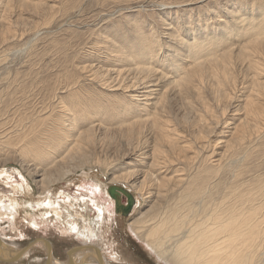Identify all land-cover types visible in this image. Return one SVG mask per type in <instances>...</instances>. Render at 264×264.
Returning a JSON list of instances; mask_svg holds the SVG:
<instances>
[{"label":"rangeland","instance_id":"1","mask_svg":"<svg viewBox=\"0 0 264 264\" xmlns=\"http://www.w3.org/2000/svg\"><path fill=\"white\" fill-rule=\"evenodd\" d=\"M9 1L12 7L11 10L5 13L7 14L6 17H8V24L12 27V31L15 32L11 31V36L8 35L9 32H0V170L15 168L20 174L12 171L7 177L1 178L0 182L2 184L0 187L8 181L10 183L22 181V179L25 181L21 177L23 174L28 179L29 188H32V190L37 188L35 181L41 177L36 174H29L28 169L33 167V163L43 168L47 162L37 163L39 162L38 159L26 158L25 155L23 157L21 145L24 143H20L18 138L21 134L28 132L32 126L36 125L35 129L38 127L36 129L38 130L44 127H51L54 124L56 126L58 121V123L66 121L67 111H64L65 106L63 107V105H68L69 108L72 107L71 96L74 92L79 91L85 95L89 93L105 104L112 103L113 105L109 107L111 110L114 106L119 107L121 105L120 107H122L124 102L127 101V96L132 93L131 91H134L127 88L128 90L123 93L121 87L126 88V85L130 87L132 84L131 86L134 85V88L138 89L137 86L144 82L143 80L140 84L138 81L139 85L133 83L137 81L133 79H140L139 77L143 75H136V71L134 73L133 70H130L134 69V66H139L140 62L148 63L154 68L166 72L170 79L175 77L177 71L171 65H167L165 59H169L170 49L178 48L182 49V52L185 51V46L180 47L179 41L176 40V35H179L187 38L186 43L191 41L194 45L202 44L200 49L202 52H213L214 55L216 51L226 47L227 44V47L233 46L232 48L238 52L241 47L246 49L245 47L248 43L251 44L250 47L252 49L254 41L260 42V44L256 43L258 46L254 49L255 52L253 50L252 56L255 59L254 61L257 60L256 64L261 67V70H258V68L254 71V68L250 69L251 67L247 66V61L245 62L246 64L242 65L240 58L234 59L233 62L235 64H233L234 66L231 65V67L232 72H235L233 74L235 81L224 89L225 92L227 91L226 93L222 92L217 95L220 93L216 90L218 83L211 78H205V82H202L198 93H204L207 98L198 97L195 95L196 92H194L195 94L193 95L196 98L193 95L194 98L190 94L187 95L188 98L190 96L192 99L189 98L191 103L194 102L193 104H188L190 102L186 101V99H189L185 98V96L182 97L180 94V100L176 103V100L179 99V95L176 94L178 89L175 90L176 85L174 84V88L171 82L172 79H168L166 84H169V86L166 85L165 88L170 93L166 92L165 98H170V102H168L169 104H167L165 109L167 111H164L162 117L170 121V125H168V121L161 117L164 120L163 122L167 123L166 127L168 129H175L174 132L172 131L174 133V142H172L177 146L178 152L179 149L190 146L191 149L186 152L187 156L194 157L197 154V157H194V162L192 161L190 164L183 162L181 163L183 167L178 163L179 166L177 164L174 167V169H181V167L185 169V174L182 171L185 177L182 176V172H177L174 169L177 174L173 172L168 176L171 177L175 174L174 176L177 175L178 177L179 174L181 177L188 178L189 175L194 177H199L200 175L209 179L208 189L195 199L193 204H191V201L186 203L188 207L193 206V210L207 215L212 210L218 209L217 205L219 203L220 205L225 203L223 204L225 209H236L237 214L240 211L248 213L250 207L256 205V199L262 193L257 191V189H259V185L264 184V117L260 121L262 124L258 123L261 127L257 126L254 120L246 118L245 107L247 101L251 100L253 95L256 98V105L264 108V87L258 91L255 88V82L264 84V29L262 33L258 32L259 34L254 33V30H248L245 32L247 35L243 33L241 35V32L234 31L238 29V25L233 27L234 24L228 25L227 22L234 20L231 16L232 11H244L245 7L257 8L256 13L252 16L254 18L259 17L264 14V0ZM36 3H40L43 6L37 7ZM3 12L1 9L0 14H3ZM230 32L232 35H230ZM141 38L143 41H141ZM137 40L138 44L136 43ZM139 41L141 43H151L143 48L144 51L148 52L145 56L139 53L141 49H139ZM205 45L208 46L206 47ZM248 46L247 49L251 51ZM120 49H123V51H120ZM203 49H207V52ZM106 71L109 75H107ZM95 72L100 74L102 82L108 81L104 82L106 87L97 81L98 78L96 79V76L92 75ZM255 72H259V74L257 73V76L254 75ZM118 73L122 75L120 76ZM254 77L258 81H254ZM111 78L116 79V81ZM117 78L119 81L122 80V82L118 81L122 85L117 83ZM111 80L112 82H110ZM109 82L111 84H108ZM114 84L120 86V89ZM142 86L144 84L138 90L142 89L141 91H144L145 89ZM170 86H173L174 89H170ZM209 89L211 90L209 91ZM142 93H140V99H142ZM222 94L225 97L221 96ZM200 96L204 97L202 94ZM171 97H173V100ZM182 98L183 101L184 99L186 101L184 103H187L185 104L186 107L181 102ZM119 99L121 101L124 100V102L116 104ZM205 99L206 101H203L205 104H199L201 100ZM228 104V108H224ZM207 110H212L214 113H208ZM212 114L217 117L215 115L212 116ZM110 117L107 114L104 118L111 119ZM123 117L129 118L128 115ZM140 117L138 115L134 120H139ZM205 117H207L208 121H206ZM117 122L111 121L112 125L107 122L108 128H103L89 140L84 139L86 143L84 146H86V152L90 157L87 156L89 162H86L82 168L75 166L76 162L72 156L66 158L67 151L58 152L61 156L59 159L65 156L63 161L64 168L69 167L71 171L69 175H66V178L54 183L56 191L66 190L72 192L74 188H77L79 190H90L94 197L106 196L101 188L105 184L116 183L110 182L111 178L114 174L126 172L129 167L128 161H130V159H124L125 154L129 150L128 139L125 137L127 130H124L126 126ZM207 122H211L210 124L212 125L209 126ZM241 124L245 126L243 128L246 129V132ZM90 126L89 117H84L81 123L82 129L87 130ZM242 130H244L245 134ZM250 130H252V133ZM206 132L208 133L207 136H205ZM203 134L205 137H203ZM240 135L243 137L239 142L237 140H240ZM195 137L199 139L197 138V140ZM150 140L153 141V137ZM150 142L148 144L153 147L154 141ZM163 142L161 143L164 146L163 148L166 149L169 156H172L177 150L173 146L171 148L170 144L166 146L165 141ZM151 146L147 147V149L151 148ZM151 151L153 152L152 149H150ZM70 159L72 160L70 161ZM146 160L150 159L146 158ZM185 164L188 166H184ZM200 168L204 169V171L198 174L197 171ZM211 168L217 169L218 174L215 175L214 169L212 170ZM119 183L124 184L123 182ZM196 183L197 181L194 180V184ZM123 187L125 188V184ZM33 192L31 195H27L26 202L33 201L37 197ZM133 193L135 198L134 206L127 216L122 212L118 214L120 219H128L129 216L137 213L142 208L144 210L149 208V204L144 205L145 203L134 190ZM179 195L180 193L177 192L172 195V199L164 200L162 208L167 209L168 206L174 205L183 207L184 204L181 203ZM125 203L126 197L123 196L122 204ZM221 207L223 206L221 205ZM257 217L258 221H262L261 226L264 229V212L261 211ZM0 220L2 222L0 234L3 235L2 228L6 223L1 218ZM26 231H28V235L20 237L13 234V229H9L4 232L7 238L5 236V238L1 237L7 239L8 242H15L19 248H24L26 245L31 244L40 233L35 231L38 233L37 235V233L27 229ZM128 231V222H124L119 227H114L113 232L115 234L113 233L112 239L116 240L114 243L116 248L113 251L116 253L114 255L112 253L109 254L112 264H170L168 262H157L150 255L143 242L136 240ZM59 235V233L54 232L48 235V238L50 239L49 241L55 244L56 255L60 259H65L67 256L66 250L78 241L71 239L66 241L58 237ZM35 251L17 263L35 264L42 262L43 253H36ZM115 258H121V260L116 261Z\"/></svg>","mask_w":264,"mask_h":264},{"label":"bare ground","instance_id":"2","mask_svg":"<svg viewBox=\"0 0 264 264\" xmlns=\"http://www.w3.org/2000/svg\"><path fill=\"white\" fill-rule=\"evenodd\" d=\"M40 5L41 4L38 3L37 7H40ZM52 6L54 7V5ZM11 7L12 4L9 0H0V10L2 9V12L4 10L3 14H0V32H9L8 35L10 36L12 27L7 22L8 17H6L7 14L5 12L11 10ZM50 8L52 7L50 6ZM256 9L257 8L255 7H245L244 11H232L231 16L234 20L227 22V24H234L233 27L238 25V29L234 31L241 32V35H247L245 32L248 30H254V33H262L264 29V14L260 15L261 17L254 18L252 15L256 13ZM230 35H232V33ZM241 35L239 34V36ZM176 38V40L179 41L180 47L185 46V51L182 52V49L180 50L178 48L170 49L169 59L165 60L167 65H171V67L177 71L175 74V77L177 78L173 77L171 80L166 72L162 70L160 71L148 63L140 62V65L138 64L139 66H134V69H129L133 70L134 73L136 71V75H143L139 77L140 79H133L137 80V83H133L139 85L138 81L141 84V81L143 82L144 80L142 83L144 86L142 87L145 90L141 91V88V90H138L142 84L137 86L138 89H135L134 85L131 86L132 84L130 87H128V85H126L127 87L125 86L126 88L121 87L123 93L129 88L134 90H130L132 93L127 96V101L124 102V100L121 101L120 99V101L118 100L119 102L117 101L116 104L124 102L122 107H120L121 105H119V107L114 106L110 110L109 107L113 105L111 103L112 101L110 102L111 104H105L103 101L95 98L89 93L85 95L77 91L71 96L72 107L69 108L68 105H63V107L65 106L64 111H67L66 121L62 123H58V121L56 126L54 124L51 127H44L43 129L38 130H36L38 127L35 129L36 125L34 124V127H30L29 130L27 129L28 132L19 136V142L24 143L21 145L23 157L25 155L26 158L30 157L32 159H38L39 162L37 163L47 162V164L45 167L41 168L33 163V167L28 169V172H30L29 174H36L41 177L35 181L37 188L34 190L29 188L28 179H26L23 174L21 177H23L25 181H23V179L22 181L19 180L20 182L16 181L10 183L8 181L0 187V218L6 223L2 228L3 235L0 234V264H18L17 262H20L24 257L29 256L31 252L35 250L36 253L41 252L44 256L42 259L43 263L37 262L35 264H112L109 254L112 253V255H114L116 253L113 252L116 248L114 247L116 240L112 239L115 234L113 232L114 227H119L124 222H128V232H130L131 236H134L136 240L143 242L150 255H152L157 262H168L170 264H264V229L261 226L262 221H258L257 217L261 211L264 212V184L259 185L256 183L259 185L257 191L262 193L256 199V205H252L248 213L240 211L239 215L237 214L236 209H225L223 205L225 203L221 204L223 207H221L219 203V205H217L219 208L212 210L207 215L193 210V206L188 207L186 203L191 201V204H193L195 199L204 194L208 189L209 179L200 175L199 177L189 175L188 178H184L185 169L182 168L183 164L181 163L186 162V164H190L192 161L194 162V157H197V154L194 155V157L187 156L186 152L191 149L190 146L183 147L182 149H179L178 152L176 149L177 146L173 144V132L175 129H168L166 127L167 123L163 122L166 119L165 117H162L164 111H167L165 109L167 104H169L168 102H170V98H165L167 94L166 92H169V90L165 88L168 79L171 80L174 88L176 85L175 90L178 89L176 94L179 95V99L176 100V103L180 100V94L182 97L185 96L186 98L187 95L190 94L192 96L195 94L194 92H196V96L205 98L206 95L204 93H200L204 95V97L200 96L198 93L205 78H211L218 83L216 90L220 93L216 94L219 95L222 92H225L224 89L232 85L235 81V76L233 75L235 72H232L233 70L231 67V65L235 64L233 62L234 59L240 58L242 60V65L247 61V66H250V69L254 68V71L258 68V70H261V67L256 64L257 60L254 61L255 59H253L252 56L253 50L258 46V44H256L258 41L251 42L253 44L252 49L250 47L251 44H247V46L250 44L248 47L251 51L247 49L245 44L247 50L241 47L238 49V52L235 51L236 49L234 50L232 48L233 46L227 47L228 44L226 43V47H222L218 50L220 53L216 51L217 49L214 50L216 51L214 55L213 52H202L200 50L202 44L194 45L191 41L186 43L187 38L179 35H176ZM138 40L136 42L137 44ZM141 41H143L142 38ZM258 43L260 44V42ZM139 44V49L141 48L139 53H141L142 56H145L148 52L144 51L143 48L151 43H141L139 41ZM205 46L207 47L208 45ZM211 47L213 46L211 45ZM203 50L206 51L207 49ZM120 51H123V49H120ZM108 72H110V70H108ZM102 73L104 74V72ZM257 73L259 74V72H255L254 75ZM119 74L120 76L122 75L121 73H118V75ZM92 75L96 76V79L98 78L97 81L105 86L106 83L104 82L107 80L102 82L99 73L95 72ZM107 75H109V73ZM112 80L116 81V79ZM112 80L110 82H112ZM253 80L258 81L256 77H254ZM118 81L119 79L117 80V83ZM110 82L108 84H111ZM119 82H122V80ZM118 84L122 85L121 83ZM114 86L116 85L114 84ZM167 86H169V84ZM173 86H170V89H174ZM116 87H119L120 89V86L117 85ZM263 87V83L257 84V82H255V88L257 91ZM210 90L211 89H209V91ZM141 92H143L141 94L142 99L139 98ZM210 94L213 95L212 93ZM177 95L175 97H177ZM195 95L193 96L195 97ZM221 96L225 97L223 94ZM251 97L252 99L247 101L245 107L246 118L248 120L251 118L252 121L254 120L257 126H259L262 124L260 121L264 117V108L258 107L256 105V98L253 97V95ZM172 98L173 97H171V99ZM190 99H186V101L190 102L188 104H193L194 102L191 103ZM181 100V102L184 103L185 99L184 101L183 98ZM197 101H195L196 104H198ZM203 101H206V99L201 100V103L199 102V104H205ZM81 102L82 104H80ZM74 103H76L75 106ZM185 104L187 103H184V106ZM228 106L229 104L225 105L224 108H228ZM211 111H208V113H214ZM107 114L111 116V119L104 118ZM124 115H128L129 118H124ZM138 115L141 116L140 119L134 120ZM213 115L215 114H212V116ZM87 116L89 117V124H91V126L89 129L83 130L81 123L83 118ZM161 117L164 120H162ZM215 117L217 116L215 115ZM206 118L207 117H205V119ZM111 121H118L117 123L126 126L124 130H127H125L127 136L124 133L123 135L128 139L127 145H129V150L127 154H125L124 159H130V161H128V170L121 174H114L110 182H116L113 184H120L119 182H123L125 184V189L130 190L132 193L134 190L139 198L143 200L145 203H143L144 205L149 204L148 209L144 210V208H142L137 213H132L133 215L129 216L128 219L119 218L120 215L118 214H120V211H117L115 201L110 197L107 191L108 187L113 185L112 183L105 184V186L101 188L106 196L101 195L98 197H94L92 192L86 189L79 190L74 188L72 192L66 190L56 191L54 189V183L66 178V175H69V172L71 171L69 167L64 168L63 161L65 160V156L59 159L61 156L58 152H61L62 150L67 151L68 154L66 158L72 156L76 162L75 166L82 168L85 166L84 164L86 162H89L87 156L90 157L86 152V146H84L86 143L84 142V139L89 140L92 136L97 135L103 128H108L109 126L107 122L110 123ZM206 121L208 120L206 119ZM169 122L170 121H168V125H170ZM210 123H208L209 126L212 125ZM258 123L260 124L258 125ZM110 124L112 125V123ZM243 127L245 126L242 125V128ZM243 129L246 132V129ZM244 130L242 131L244 132ZM250 132L252 133V130H250ZM201 133L202 132L200 131V134ZM207 134L208 133L206 132L205 136H207ZM150 136L153 137V147L148 144L152 141L150 140ZM205 136L203 134V137ZM242 137L240 135V140L238 139L237 141L240 142ZM161 141H165L166 146L167 144H170V147L172 148L173 146L177 151H173L174 154L169 156V153L163 148L164 146L161 144ZM150 146L151 148L147 149V147ZM150 149H152L153 152H150ZM88 153L90 154V152ZM146 158L151 161L146 160ZM71 160L72 159H70V161ZM178 163L182 165L181 169H174ZM186 164L184 166H188ZM173 169L180 173L184 171V174L182 172V176L184 177L179 176V174L178 177L177 175L174 176L175 174L169 177V174L175 172ZM211 169L213 170L214 168ZM207 170L209 171V169ZM12 171L19 173L15 168L0 170V179L7 177ZM203 171L204 169L200 168L197 173L201 174ZM213 171L215 175L218 174L217 169H214ZM194 180L197 181L196 184H194ZM99 182L103 183L102 181ZM1 184L2 182H0V186ZM124 184L120 185L123 186ZM31 191H34L33 193L36 194L37 197H35L33 201L26 202L27 195L32 194ZM177 192L180 193L179 199L184 206L174 205L168 206L167 209L162 208L163 201L172 199V195ZM158 198L159 200H157ZM0 225H2L1 220ZM9 229H13V234L20 237L28 235L26 229L34 233H40L39 235L37 233L38 236L35 237L36 239H34L31 244L28 246L26 245L24 248H19L15 242L11 243L10 241L8 242L7 239H4L6 237L4 232ZM54 232L59 233L60 235L58 237L63 240L67 241L68 239H71L78 241L73 243V245L66 250L67 256L65 259H60L56 255L54 249L55 244L52 241H49L50 239L48 238V235ZM1 236L5 237L2 238ZM115 260H121V258H115Z\"/></svg>","mask_w":264,"mask_h":264},{"label":"water","instance_id":"3","mask_svg":"<svg viewBox=\"0 0 264 264\" xmlns=\"http://www.w3.org/2000/svg\"><path fill=\"white\" fill-rule=\"evenodd\" d=\"M110 197L114 199L117 211L122 212L124 215H128L134 206L135 198L131 191L125 189L120 184L110 185L107 189ZM126 197V203L122 204V197Z\"/></svg>","mask_w":264,"mask_h":264},{"label":"flooded vegetation","instance_id":"4","mask_svg":"<svg viewBox=\"0 0 264 264\" xmlns=\"http://www.w3.org/2000/svg\"><path fill=\"white\" fill-rule=\"evenodd\" d=\"M108 187V186H107ZM130 191V190H129Z\"/></svg>","mask_w":264,"mask_h":264}]
</instances>
